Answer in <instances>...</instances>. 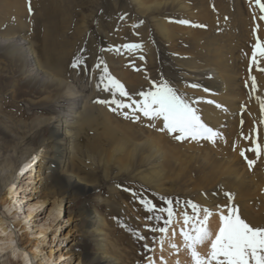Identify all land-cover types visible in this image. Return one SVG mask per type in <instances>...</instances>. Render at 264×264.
Instances as JSON below:
<instances>
[{"label": "rangeland", "instance_id": "obj_1", "mask_svg": "<svg viewBox=\"0 0 264 264\" xmlns=\"http://www.w3.org/2000/svg\"><path fill=\"white\" fill-rule=\"evenodd\" d=\"M248 1L255 10L257 18L263 24V31L260 27L259 34L258 30L253 31V28L258 29V23L252 21L255 15H251L247 20V24L252 23L254 27H252L249 37H244L246 40L245 47L244 49L237 48L235 50V57L240 62V69L242 66L245 67L246 61L250 62L252 60L251 38L252 41L256 42L260 38L259 35H264V20L260 19V16L264 13H261L255 0ZM181 2L190 6L192 0H181ZM261 2L264 3V0H261ZM29 4L32 9L31 12L28 10ZM18 7L22 11V18L23 14L25 15L23 31L27 35L28 41L33 43V47L35 49L39 47V41L42 39L40 32L45 28L49 32L51 42L56 50L61 51L66 56L69 72L61 78L71 88L72 92H78L84 96L82 99L83 104L81 103L80 108L77 110H80L84 104L87 103L86 105H88L89 103L94 105L99 113L104 111L110 116H116L113 111L116 108L115 105L98 102L105 100L110 102L113 98L111 92L103 91L102 85L97 88L103 68L107 67L108 56L111 62H122L121 70L128 71L133 77L137 76L142 80V91H149L153 83L159 84L164 81L199 109V105L194 101L193 96L187 93L189 90L194 91L187 82L179 80L177 85L171 83L180 77L179 66L181 64L178 61L176 52H169L166 48L165 41L160 37L156 25L161 18L166 20L163 17H168L169 11L157 10L153 14L144 16L138 12L133 0H18ZM227 8L230 13L234 14V4L231 0ZM54 12L57 15L51 18L50 14H54ZM227 19L229 26L225 29V33L230 32V34H233V40L236 42L235 37L237 39L240 32L235 25L231 26V17H227ZM166 22L184 28L191 26L190 24L182 25L172 20H166ZM14 26L8 28H18V26ZM2 29H7V26H0L1 31ZM227 40L230 41V36ZM259 40L261 41V39ZM133 44L142 47H125ZM74 61H83V63H79L74 68L72 66ZM150 63L154 64L153 69L149 68ZM97 64H100L99 68L96 67ZM5 68L6 75L12 78L5 79L2 83L0 81L1 171L12 167L16 168L26 156L27 151L44 147L43 145L48 140L49 135L56 129L53 126L44 125L40 121L49 118L57 120L60 116V111L56 112L52 107L50 109L44 104H31L30 100L34 96V89H30L28 84L20 82V78L16 76V69H11L7 64ZM108 72L112 75L110 70ZM114 77L119 78L116 75ZM124 86L128 91L127 86ZM246 86V83L241 84L239 98H244L246 92L249 95L248 90H245ZM10 87L14 91L11 94L10 92L6 93V90ZM195 91L199 95H211L209 90L197 89ZM129 95L133 99L139 98L138 95ZM116 99L123 100L125 103L130 102L128 98L120 97L118 94ZM238 102H241V98ZM117 110H121V113L127 111L131 117L130 109H116L115 111ZM121 113L115 118L117 122L121 121L129 126H135L136 129H144L155 135H160L172 145H182L187 148L188 142H197L190 139L177 141L166 131H159L158 129L162 128L160 121L150 122L147 118L141 116L139 120L134 122L131 118L125 119ZM217 115V119L221 118L219 111H217ZM99 120L101 119L99 118ZM232 120L234 122L232 124L234 133L233 135H227L230 138L226 139V142L229 140L227 145L230 148V153H238L237 157L244 166L247 177L253 182L255 193L251 201L242 202L247 195L239 198V193L236 190L228 191L224 186H221L222 181L216 182L215 186L211 183V185H204L202 182L201 185H197L196 181H199L200 177L197 176L196 170L194 174H189L191 177L188 176L186 181L179 178L164 180L165 182L161 186L162 190L157 191L155 188L147 186L143 181L131 177V173L138 171V167H136L138 164L134 160L123 162L120 164L121 167L117 166L114 160L116 157L121 158L122 155L119 154L122 153L117 154L118 149L115 150L113 146L107 145L110 147L107 148L110 151L112 150L108 155L81 153L83 165L79 167L81 171L77 167L75 169L70 168L69 164L66 166V174L73 173L82 180L83 184L89 186V191L86 192L68 190L65 194H62L65 192V185L56 179L54 165L50 166L49 170L46 168L42 170L41 176L44 178L39 182L41 184L37 188L35 184L29 183L30 180L27 174H34L38 169V159L23 166L24 169L19 171L17 176L19 179L23 178L20 184L24 188L21 191L24 194V199L20 198L19 195L18 198L22 199V202L17 205L14 204V214L16 216L15 218L9 217L10 223L16 226L20 222L19 225H21L22 212L17 211V209L23 207L25 211L28 205L37 203V201L44 198L46 193L51 199L52 195L50 193H53L54 197L62 196V219L58 222V227H53L45 236L35 238L33 242L37 243L35 247L46 251L55 250L57 255L70 252V254L68 253L70 257L65 259L67 256L65 254L64 259L61 260L62 263L76 264L79 258L82 261L81 264L98 263L96 260L90 261L87 258L93 255L97 249L95 235L91 230L93 223L91 216H89L90 213L97 212L96 214L105 221L106 231L110 239L115 241V246L119 245L116 247L118 251L114 254L119 259V264H149L150 261L151 264H191V259L183 247L182 237L179 235L183 222L180 213L187 211L191 215V209L177 207L174 221L169 226L167 234L153 233L148 228L156 226L157 222L146 219L149 213L146 212L142 201L146 200L162 206L164 198L173 201L191 200L201 206L209 207L214 213L212 228L215 230L218 223V216L215 215L217 212L216 205H225L227 202L225 193H230L232 195L231 204L238 209L241 217L251 225H256L253 220L250 221V218L255 220L264 216V206L260 210L254 208L256 202L264 201V154L257 158L255 153L245 152L248 159L255 160V164L250 169L246 159L240 156V151L252 147L250 140L253 137L261 145H264V136L259 133L262 130V125L264 129V123H261L264 120V113L261 112L260 107L254 109L249 104H242L240 110L233 114ZM150 123L156 126L151 127L149 126ZM250 128H255L256 131L252 132ZM87 129L84 139L91 144L95 139L97 126L92 127V125H89ZM245 137H249V139H245ZM220 141L221 138L215 140V142ZM185 148L183 147L180 150L183 151ZM35 153L32 157L35 156ZM186 156H190L189 153ZM192 167H194V164L190 165L189 169ZM126 168L128 169L126 170ZM201 175L204 177L206 174ZM205 177L210 178L209 176ZM51 201L46 203L39 213L30 220L32 228L39 230V225L47 223L46 218L51 208ZM0 212H4L1 207ZM160 226H163L162 222ZM256 226H264V224ZM15 231L19 238L18 229L16 228ZM173 231L176 233L175 236L172 235ZM162 235L165 236L163 245L160 244ZM139 236L146 239H140ZM174 238H177L179 243L177 240L174 241ZM29 239L30 237L26 236L19 244L23 246L30 242ZM169 241L175 243L179 251L172 249L169 246ZM145 244H147V248H145ZM32 248L33 246L28 245L25 251L29 253ZM202 250L206 253L207 246L205 245L199 249L201 253H204ZM9 254H5L3 260L0 259V264L6 261L9 256L12 259V253ZM12 260L16 264H22L18 258Z\"/></svg>", "mask_w": 264, "mask_h": 264}, {"label": "bare ground", "instance_id": "obj_2", "mask_svg": "<svg viewBox=\"0 0 264 264\" xmlns=\"http://www.w3.org/2000/svg\"><path fill=\"white\" fill-rule=\"evenodd\" d=\"M231 1L234 4V14L230 13L227 8L230 0H192L190 6L183 4L181 0H133L141 15L146 16L157 10H166L169 11V16L163 18H166L167 21L172 20L180 23L181 20H187L191 25L188 28L179 27L167 23L162 18L156 24L160 37L165 41L166 48L169 52H176L181 64L179 66L180 77L171 83L177 85V81L180 80L190 85L194 91L189 90L187 93L191 94L199 105L198 112L203 121L220 133L216 139L221 138V141L215 143L207 140L188 142V147L185 148L182 145H172L160 135H155L147 130L136 129L135 126H129L121 121L117 122L115 118L120 115L121 110L114 111L116 116H110L104 111L99 113L94 105L89 103L86 105V102L84 106H81V111L77 110L80 108L84 96L78 92H72L61 78L69 72L66 56L56 50L51 42L50 34L45 28L40 32L42 39L39 41V47L35 49L23 31L25 15L23 14L22 18L18 0H0V26H7V29L0 30L1 83L10 78L5 71L7 64L11 69H16V76L20 78V82H24L30 86V89H34V96L30 100L31 104H44L50 109L54 108L56 112L60 111L57 120L49 118L40 121L42 124L53 126L56 129L51 132L46 143L44 142V147L27 151L26 156L22 161L20 160L21 162L16 168L0 170V197L4 193L0 199V207L4 209V212H0V259L5 254L12 253V259L18 258L22 264H66L61 260L64 259L65 254L67 255L65 259L70 257V252L57 255L55 250H41L35 247L37 243L33 242L35 238L45 236L53 227H58V222L62 219V196L54 197V194L50 193L52 195L50 199L46 193L43 199L28 205L25 211L23 207L17 209L22 212L21 225H19L20 222L16 226L10 223L9 217L15 218L16 216L14 214L15 205L24 199V194L21 192L24 188L20 184L23 178L19 179L17 173L24 169L23 166L31 164L37 159L39 162L35 173H26L30 180L29 183L35 184L38 188V185L41 184L39 182L44 178L41 176L42 170L54 165L56 179L65 185V192L62 194L68 190L89 191V186L83 184L81 179L73 173H65L68 164L72 169L76 167L79 169L82 165L81 153L108 155L112 151L109 146H113L115 150L118 149L117 154L122 153L119 154L122 155L121 158L116 157L114 160L113 157L117 166L121 167L120 164L123 162L134 160L138 164L136 166L138 171L131 173V177L143 181L147 186L155 188L157 191L162 190L161 186H163L164 180L179 178L186 181L188 176L191 177L189 174H194L196 170L197 176L200 177L199 181H196L197 185H201L202 182L204 185L211 183L215 186L216 182L222 181L221 186H224L228 191L236 190L239 193V198L247 195L242 202L246 203L253 199L255 193L253 182L247 177L246 170L237 157L238 153L229 152L230 148L227 145L229 140L226 142V139L230 138L227 135L234 133L232 117L236 111L240 110V106L249 104L252 108L257 109L260 107L261 100L264 99V58H258L256 63L246 61L245 67L242 66L240 69V62L235 57V50L237 48L244 49L246 43L244 37H249L251 29L254 27L252 23L247 24L251 15H255L252 21L258 23V29L253 28L258 30V34L260 29L263 31V24L257 18V14L248 0ZM56 15L57 13L54 12V14H50V17L53 18ZM227 17H231V26L235 25L240 32L237 39L235 37L236 42L233 40V34L225 33V29L229 26ZM14 25L18 28H8ZM229 36L230 41L227 40ZM259 36L261 42L264 43V35ZM254 44L255 41H252L251 38V47ZM106 63L112 76H118L119 78H114L127 86L129 94L138 95L142 91V80L137 76L133 77L128 71L121 70V61L111 62L108 56ZM149 68L153 69L154 64L150 63ZM253 79L256 84L255 89L252 87ZM244 83L247 84L245 90H248L249 95L246 92L244 98L240 97L241 102H238L240 87ZM197 89L209 90L211 95H199L195 91ZM13 91L10 87L6 93L10 92L11 94ZM217 111L221 114L219 119H217ZM89 125L97 126L96 136L91 144L84 139ZM259 133L264 136L263 125ZM225 136L227 137L225 138ZM183 147L185 150H180ZM34 153L35 156L32 157ZM188 153L190 156H186ZM192 164L194 167L189 169ZM79 171L81 170L79 169ZM201 174H206L205 176L210 178L203 177ZM19 195L22 199L18 198ZM50 200L52 201L46 218L47 223L39 225V230L32 228L30 220ZM254 205H256L254 206L256 210H260L264 206V201H258ZM96 213L88 215L91 216L93 223L91 230L95 235L97 249L93 255L87 258L90 261L96 260L97 264H119V259L114 256L118 251L116 247L119 245L115 246V241L110 239L106 231L104 219ZM251 220L256 225L264 224V216L255 220L250 218ZM16 228L20 233L19 238L15 231ZM26 236L30 237V242L23 245L24 248L19 243ZM173 240L176 241L177 238ZM28 245L33 246L29 253L25 251ZM202 252L205 253L203 250ZM12 259L9 256L2 264H16ZM81 263L79 258L76 264Z\"/></svg>", "mask_w": 264, "mask_h": 264}, {"label": "snow or ice", "instance_id": "obj_3", "mask_svg": "<svg viewBox=\"0 0 264 264\" xmlns=\"http://www.w3.org/2000/svg\"><path fill=\"white\" fill-rule=\"evenodd\" d=\"M259 6L261 13H264V3L261 0H255ZM29 12L32 11L29 4ZM264 20V15L260 16ZM182 24H188L189 21L181 20ZM255 32L256 30L253 29ZM128 48H140L141 45H126ZM252 60L250 63H256L258 58H264V43L259 39L256 40L251 51ZM143 59V57H141ZM83 61H74L73 67H77ZM103 63V62H101ZM97 68L100 64L96 65ZM103 86V91L111 92L112 100L98 101L100 103H110L115 105L113 109H130L129 112L124 111L121 114L125 119L131 118L137 121L142 117L148 121H160L162 128L159 131H166L172 135L177 141L207 140L215 142L220 133L208 126L202 119L198 109L188 100L179 95L167 82L161 81L159 84L153 83L149 91H140L138 99H133L125 86L112 75L109 74L107 67L103 68L97 88ZM195 87V85H193ZM252 87L255 89L256 84L253 79ZM117 94L120 97H126L130 101L125 103L123 100L116 99ZM261 112L264 113V100L260 102ZM264 123V120L261 121ZM149 126L155 127L150 123ZM256 129L253 128L252 132ZM249 139V137H245ZM252 147L241 149L240 156L244 157L249 168L255 164V160L248 159L245 155L246 151L255 153L259 158L264 154V145H261L256 138H251ZM235 147V146H234ZM227 202L225 205H216L218 223L215 230L212 228V220L214 213L209 207L201 206L197 203L188 201H173L164 198L163 205H156L150 201H142L143 206L149 215L147 220L156 221V226L148 228L150 232H159L167 234L169 226L173 223L176 215V208L183 207L191 209V215L187 211L180 213L182 217V225L179 235L182 237L183 247L188 253L191 264H264V226L251 225L241 217L238 209L231 204L232 195L225 193ZM162 222L163 226H160ZM146 227H148L146 225ZM175 236V231L172 232ZM140 239H146L139 236ZM165 236L160 237V244L163 245ZM207 246V252L201 253L199 249ZM169 246L179 251L175 243L169 241ZM145 244V248H147ZM151 264V261L149 262Z\"/></svg>", "mask_w": 264, "mask_h": 264}]
</instances>
